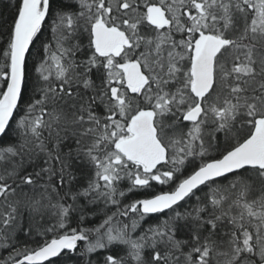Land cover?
I'll list each match as a JSON object with an SVG mask.
<instances>
[{
	"label": "snow or ice",
	"instance_id": "1",
	"mask_svg": "<svg viewBox=\"0 0 264 264\" xmlns=\"http://www.w3.org/2000/svg\"><path fill=\"white\" fill-rule=\"evenodd\" d=\"M0 31V264H264V0H17Z\"/></svg>",
	"mask_w": 264,
	"mask_h": 264
},
{
	"label": "trees",
	"instance_id": "2",
	"mask_svg": "<svg viewBox=\"0 0 264 264\" xmlns=\"http://www.w3.org/2000/svg\"><path fill=\"white\" fill-rule=\"evenodd\" d=\"M17 3V0H0V28H4L6 29L7 25L10 24L12 22V13L14 11L15 5ZM45 31L44 33L41 34V40H47L48 37V23L45 24ZM4 36V32L0 31V48H2L3 42H2V38ZM40 46V41H36L35 44L32 46V50L33 52L39 48ZM29 68L31 69V62L29 64ZM3 142H7V138L5 137L3 141H0V143ZM154 190L155 191H161V190H166V186L161 187V186H156L154 185ZM132 197H129V199H131ZM23 239V237L21 238ZM7 253L0 251V258H3L4 256H6Z\"/></svg>",
	"mask_w": 264,
	"mask_h": 264
}]
</instances>
